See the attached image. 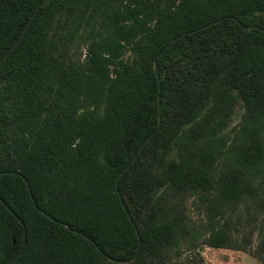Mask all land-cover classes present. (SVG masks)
<instances>
[{
    "label": "trees",
    "instance_id": "1",
    "mask_svg": "<svg viewBox=\"0 0 264 264\" xmlns=\"http://www.w3.org/2000/svg\"><path fill=\"white\" fill-rule=\"evenodd\" d=\"M44 1L0 0V59ZM249 202L264 0H49L0 64V264H190Z\"/></svg>",
    "mask_w": 264,
    "mask_h": 264
},
{
    "label": "rangeland",
    "instance_id": "2",
    "mask_svg": "<svg viewBox=\"0 0 264 264\" xmlns=\"http://www.w3.org/2000/svg\"><path fill=\"white\" fill-rule=\"evenodd\" d=\"M242 112L236 111L232 128L239 125ZM223 169V164L220 165L219 171ZM197 201L188 203V215L193 222L200 227L205 223V214ZM262 208L254 202H249L233 211L227 218L231 235L232 244L229 248L214 249L207 246L198 248L197 260L190 264H263L264 263V214ZM203 225V224H202ZM199 233V232H198ZM197 233V234H198ZM196 244L202 241V238H193L186 243L188 248L183 251L180 260L176 259L174 263L183 264L190 259L192 253L193 242Z\"/></svg>",
    "mask_w": 264,
    "mask_h": 264
},
{
    "label": "water",
    "instance_id": "3",
    "mask_svg": "<svg viewBox=\"0 0 264 264\" xmlns=\"http://www.w3.org/2000/svg\"><path fill=\"white\" fill-rule=\"evenodd\" d=\"M49 0H45L40 7L35 11V13L33 14V16L31 17L30 21L28 22L27 26L25 27V29L23 30V32L21 33V35L19 36V38L16 40V42L14 43V45L9 49V51L0 59V64L2 62H4L5 60H7L9 58V56L13 53V51L16 49V47L20 44L21 40L23 39V37L25 36L26 32L29 30L30 26L32 25V23L34 22L35 18L37 17V15L39 14L40 9L48 2ZM250 29V28H247ZM161 125V122L159 121V126ZM144 146L141 148L140 152L143 150ZM140 152L138 154H140ZM119 179V177H118ZM117 179V180H118ZM28 186V184H27ZM29 189V186H28ZM30 191V190H29ZM125 209L126 205L124 204ZM46 214V213H45ZM17 264V262L15 263Z\"/></svg>",
    "mask_w": 264,
    "mask_h": 264
}]
</instances>
